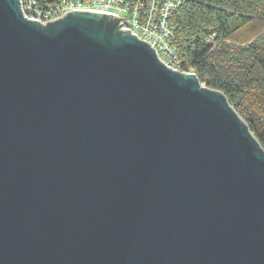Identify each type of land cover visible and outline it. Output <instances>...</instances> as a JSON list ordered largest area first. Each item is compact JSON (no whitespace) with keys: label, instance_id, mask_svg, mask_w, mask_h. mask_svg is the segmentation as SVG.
<instances>
[{"label":"water","instance_id":"95a60500","mask_svg":"<svg viewBox=\"0 0 264 264\" xmlns=\"http://www.w3.org/2000/svg\"><path fill=\"white\" fill-rule=\"evenodd\" d=\"M119 19L0 0V264H264V149Z\"/></svg>","mask_w":264,"mask_h":264},{"label":"trees","instance_id":"16d2710c","mask_svg":"<svg viewBox=\"0 0 264 264\" xmlns=\"http://www.w3.org/2000/svg\"><path fill=\"white\" fill-rule=\"evenodd\" d=\"M168 23L179 69L223 92L264 149V0H184Z\"/></svg>","mask_w":264,"mask_h":264},{"label":"built area","instance_id":"2783aa9c","mask_svg":"<svg viewBox=\"0 0 264 264\" xmlns=\"http://www.w3.org/2000/svg\"><path fill=\"white\" fill-rule=\"evenodd\" d=\"M184 0H56L45 7L37 0H22L24 13L42 21L61 15L71 8H91L111 11L127 20L123 27L130 28L142 38L149 40L158 55L167 64L178 68V57L170 44L173 30L168 21L172 11ZM193 71V70H189Z\"/></svg>","mask_w":264,"mask_h":264}]
</instances>
